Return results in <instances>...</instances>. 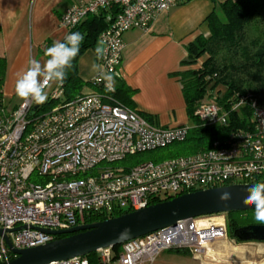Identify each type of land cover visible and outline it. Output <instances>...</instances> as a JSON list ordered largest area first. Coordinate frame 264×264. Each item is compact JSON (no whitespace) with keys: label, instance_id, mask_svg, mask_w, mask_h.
Masks as SVG:
<instances>
[{"label":"built area","instance_id":"built-area-1","mask_svg":"<svg viewBox=\"0 0 264 264\" xmlns=\"http://www.w3.org/2000/svg\"><path fill=\"white\" fill-rule=\"evenodd\" d=\"M188 1L91 0L73 5L59 19L66 35L87 16L106 12V28L98 36L106 52L97 59L102 71L89 81L91 90L32 114L39 106L33 101L22 100L8 111L0 96V264L14 258L4 237L13 249H29L56 239L42 231L90 224V217L107 220L117 212H134L196 191L264 182V101L237 94L226 107L211 95L195 106L193 116L203 127H225L228 115L246 105L250 120L245 129L230 131L192 155L142 162L126 171L117 166L128 156L182 143L191 129L156 126L113 102L104 78H120L126 32H147L160 14ZM53 86L48 99L58 100L62 85ZM227 236L223 215L184 220L128 241L117 252L97 250L95 264H153L166 250L198 257ZM50 264L89 262L83 257Z\"/></svg>","mask_w":264,"mask_h":264},{"label":"crops","instance_id":"crops-1","mask_svg":"<svg viewBox=\"0 0 264 264\" xmlns=\"http://www.w3.org/2000/svg\"><path fill=\"white\" fill-rule=\"evenodd\" d=\"M91 0H0V61L3 65L1 95L3 102L17 97V73L31 58L42 61L44 45L63 41L66 30L59 19L70 7ZM227 0H190L160 14L149 31L131 30L123 35L120 80L131 90V102L150 123L160 127L187 126L189 119L177 73L186 58V46L198 36L208 37L206 19ZM234 1V0H231ZM203 60L190 67L199 68ZM95 50L85 52L77 62L79 78L87 83L99 71ZM47 89L48 95L53 90ZM91 89L85 86L81 93ZM18 103L22 99L17 97Z\"/></svg>","mask_w":264,"mask_h":264},{"label":"trees","instance_id":"trees-1","mask_svg":"<svg viewBox=\"0 0 264 264\" xmlns=\"http://www.w3.org/2000/svg\"><path fill=\"white\" fill-rule=\"evenodd\" d=\"M105 15L104 11L98 15H89L69 31V34L76 31L84 34L85 38L81 44L80 53L73 61V68L69 70L67 79L61 84V97L58 100L47 99L44 104L37 106V112H46L48 108H55L59 104L74 99L81 94V90L85 86L89 85V82L85 83L79 78L77 62L85 52L95 50L97 47L98 36L106 28ZM206 22L209 30L208 37L198 36L186 46L187 55L181 65L188 68L177 73L187 117L189 120H195L196 125L190 129L191 132H188L182 143H173L160 149L126 157L120 162L124 163L120 166L125 171L139 163L148 162L142 158L146 154L153 155L157 150L172 149L168 159L192 155L207 149L213 141L223 138L228 132L245 129L248 126L250 112L246 105L239 111L228 115L225 127L201 126L193 116L194 108L197 104L208 101L211 95H215L216 102L223 107H226V104L236 94L243 97L250 96L259 102L264 101V0H227L216 5ZM199 59L203 60L200 67L191 69L190 67L194 66ZM3 70L2 61H0V96H2ZM115 79L117 82L114 90L108 95L113 102L133 109L130 99L133 91L119 78ZM95 90L105 94L100 88H95ZM61 98L63 99L61 100ZM160 161L163 160H158V158L150 160L153 163ZM125 213V211L117 212L111 218ZM243 213L247 212L225 214L230 218V220H226V227L228 237L231 239H234L231 230L240 224L239 218L235 214ZM105 219L98 215L88 218L86 223ZM62 237L64 236L56 237V239ZM118 248L119 246L112 247L115 252ZM85 258L89 264L96 263L95 253Z\"/></svg>","mask_w":264,"mask_h":264},{"label":"water","instance_id":"water-1","mask_svg":"<svg viewBox=\"0 0 264 264\" xmlns=\"http://www.w3.org/2000/svg\"><path fill=\"white\" fill-rule=\"evenodd\" d=\"M36 109L37 106H34L31 114ZM251 186L237 184L196 191L111 219L68 230L42 231L56 237H64L29 249H13L8 239L4 237L6 246L14 255V258L5 264H50L83 258L97 250L121 246L184 220L254 211L252 206L243 204V199L248 194L247 189ZM224 191L231 193L229 201L220 200V195ZM24 228V226L15 228L13 232ZM231 235L239 243H264V225L240 227L234 229Z\"/></svg>","mask_w":264,"mask_h":264},{"label":"clouds","instance_id":"clouds-1","mask_svg":"<svg viewBox=\"0 0 264 264\" xmlns=\"http://www.w3.org/2000/svg\"><path fill=\"white\" fill-rule=\"evenodd\" d=\"M84 34L79 31L72 32L64 37L63 42L55 40L46 47L42 61L31 58L28 66L22 72L17 73L14 91L22 100H31L36 105L44 104L48 99L49 89L53 84H63L68 72L73 68V61L80 53V47L84 41ZM106 52L102 45L95 48L96 58L101 59ZM93 70L102 71L98 64H93ZM105 79L112 81L111 76ZM114 90V87H110ZM247 196L243 204L254 208V218L257 222L264 223V182H258L247 189ZM231 193L224 191L220 195L221 201H229Z\"/></svg>","mask_w":264,"mask_h":264},{"label":"rangeland","instance_id":"rangeland-1","mask_svg":"<svg viewBox=\"0 0 264 264\" xmlns=\"http://www.w3.org/2000/svg\"><path fill=\"white\" fill-rule=\"evenodd\" d=\"M96 44L97 46L100 45L98 41ZM105 77L106 76H104V78ZM105 81L111 87H114L117 82V80L113 77L112 81L107 79H105ZM62 99L63 98H61V100ZM16 103H18L17 97L3 102V105L6 110L10 111L15 107ZM51 109H53V107L46 109V111ZM38 113H42V111H39ZM195 125V120H189V124L187 126L192 128ZM189 132H191V130ZM171 150H157L153 153V155L146 154L142 158L146 161H150L152 158L166 160L171 156ZM123 164L124 163L122 162L117 164V166ZM222 215L226 221V215ZM235 216L239 218V223L241 225H264V223H260L255 220L254 211H249L243 214H235ZM214 221L219 222V220ZM210 248L211 249L208 253L198 257L192 256L188 252H176L175 250L162 251L156 257L153 264H264V243H237L234 239L227 236L225 240L213 244Z\"/></svg>","mask_w":264,"mask_h":264},{"label":"flooded vegetation","instance_id":"flooded-vegetation-1","mask_svg":"<svg viewBox=\"0 0 264 264\" xmlns=\"http://www.w3.org/2000/svg\"><path fill=\"white\" fill-rule=\"evenodd\" d=\"M222 215V214H221ZM230 220V218H228V216H226V220ZM244 226H247V225H241V224H239L238 226H236L235 228H233L232 230H231V232L234 230V229H237V228H240V227H244ZM235 240V239H234ZM236 241V240H235Z\"/></svg>","mask_w":264,"mask_h":264},{"label":"bare ground","instance_id":"bare-ground-1","mask_svg":"<svg viewBox=\"0 0 264 264\" xmlns=\"http://www.w3.org/2000/svg\"><path fill=\"white\" fill-rule=\"evenodd\" d=\"M200 224H203L204 222L203 221H201V222H199Z\"/></svg>","mask_w":264,"mask_h":264}]
</instances>
